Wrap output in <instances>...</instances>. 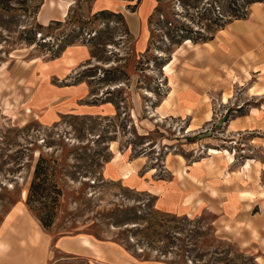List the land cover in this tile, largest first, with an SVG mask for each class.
<instances>
[{
	"label": "rangeland",
	"instance_id": "1",
	"mask_svg": "<svg viewBox=\"0 0 264 264\" xmlns=\"http://www.w3.org/2000/svg\"><path fill=\"white\" fill-rule=\"evenodd\" d=\"M97 1L0 0V239L13 240L8 250L0 241V261H12L13 252L30 264L26 233L17 231L28 228L29 216L49 215L53 225L45 230L54 239L90 235L143 264H264L242 227L209 211H159L153 195L127 187L109 164L113 157L137 160L140 175L145 162L156 180L169 179L175 160L187 162L180 156L204 154L205 140L233 147L234 156L223 151L231 162L249 157V141L262 144L264 132L225 129L252 107L264 116V97L248 94L252 86L249 92L264 89V11L254 19L251 5L238 35L231 15L245 0H156L141 49L124 17L101 15ZM48 7L61 25L39 23ZM222 29L232 35L229 43L244 44L242 52L221 53ZM197 85L205 88L211 120L199 119L201 128L192 132L197 125L166 117L175 114L177 89ZM182 95L188 91L178 93L180 109ZM183 100L191 113V101ZM133 171L124 166V177ZM35 180L37 195L29 201ZM51 264L96 263L56 253Z\"/></svg>",
	"mask_w": 264,
	"mask_h": 264
},
{
	"label": "crops",
	"instance_id": "2",
	"mask_svg": "<svg viewBox=\"0 0 264 264\" xmlns=\"http://www.w3.org/2000/svg\"><path fill=\"white\" fill-rule=\"evenodd\" d=\"M49 1L51 0H47V2ZM97 4L100 5L97 10H107L121 14L126 20L128 31L131 35L137 37L139 47L143 48L142 40L145 42L148 39L147 36L150 34L149 20L158 5L156 0H98ZM252 6L254 7V19L260 17L262 11H264V4L256 3ZM45 11V13L41 11L38 17L41 25L46 27L52 21H63L60 15L55 14L50 7ZM247 22V19L236 20L235 23L237 24H233V31L238 35L242 34L241 29L246 28ZM254 24L255 22H253ZM220 32L224 40L221 43V48H219L221 53L225 55V52L229 49L237 52L243 51L244 44L229 43L228 40L232 39L230 32L226 29H222ZM253 73H261V70H254ZM166 79L169 82L168 75H166ZM206 83L211 88L216 84L212 78L207 80ZM239 86L245 85L239 84ZM200 87L202 86L197 85L177 89L175 114H170L166 118L182 119V121L186 119L187 128L191 125H197V128L192 132L200 129L202 123H208L211 118L205 117L207 115L206 102L203 100L205 88ZM252 87L248 89L250 97H264V95L252 96L249 92ZM172 88L170 86V93ZM186 90L188 95H182V109H180L177 105V101L179 103L177 96L178 93ZM183 99L191 101V113L186 112L188 107L185 106ZM254 109L257 110V114L253 112ZM262 111L263 109L252 107L245 117L231 120L225 129V134L235 135L239 132L249 131L264 132ZM197 113L200 116L194 117L193 115ZM199 119H203L201 124H198ZM232 124L238 128L232 129ZM208 141L211 140H205L207 148L199 159H190L191 154L188 157L180 156L187 161L185 164L180 160H175L174 169L167 170L170 174L169 179L156 180L155 173L152 172L154 169L147 168L145 162H143V175L139 174L141 167L137 160L124 163L122 160L113 157L109 164L115 170L117 178L122 180L127 187L153 195L159 211L186 216L194 215L199 211H209L219 216L220 220L231 222L237 228L242 227L241 234L246 239L249 238L248 245L257 247L256 259H264V138L262 144L255 143V139L249 141L250 144L247 146V150H250L252 154L240 164L237 162L236 157L234 162H231L228 156L223 153L224 150H228L234 156L232 154L233 147L223 146L217 147L220 148L217 149L213 148V144ZM212 149L219 150L220 153L212 154L209 151ZM248 162H250V166L246 169ZM257 164L260 165L259 168L256 166ZM126 165H130L134 169L129 179H126L123 174V167ZM210 193L219 195V198ZM20 212L25 211L21 210ZM29 217L27 221L28 228L23 227L17 231V234L24 235L26 233L30 264H51V259L56 253L80 258L86 257L96 264H143V262L138 261L125 251L122 246L114 242L100 241L90 235L59 236L54 239L53 235L45 230L38 219L33 216ZM8 231L9 229L5 232ZM11 233L16 235L14 231ZM254 233H257L259 237H255L256 234ZM84 237L86 243L83 240ZM11 239H8V235L4 239H0L5 245V250L12 247L13 240ZM20 247H22L21 244ZM22 257L20 253L18 256L13 257L12 252L10 257L12 261H0V264H23ZM18 258L19 260H17ZM14 259L16 260L14 261Z\"/></svg>",
	"mask_w": 264,
	"mask_h": 264
},
{
	"label": "trees",
	"instance_id": "3",
	"mask_svg": "<svg viewBox=\"0 0 264 264\" xmlns=\"http://www.w3.org/2000/svg\"><path fill=\"white\" fill-rule=\"evenodd\" d=\"M262 1L260 0H245L243 2L242 5H240L238 8H236L235 10H233V14L231 15L232 17L236 18L237 20H242V19H246L247 15H248V8L256 3H260ZM101 15H105L106 12L105 11H101L100 12ZM115 15V14H114ZM51 24H56V25H61V22L59 21H52L49 25V27L51 26ZM222 26V25H221ZM40 28H42L43 26H39ZM200 35H203L202 32H198ZM203 40H209L212 39V37H208V36H203L202 37ZM201 38V39H202ZM190 39V38H187ZM189 41V40H186ZM39 174H40V166L39 168L36 170V177L35 179L39 178ZM37 186H39V184L36 182V180L34 181L31 191H30V196H29V201L32 200V198H34V194L37 195ZM39 220L41 221V224L43 225L44 228H50L53 225V220L51 218V216L47 215V216H40Z\"/></svg>",
	"mask_w": 264,
	"mask_h": 264
},
{
	"label": "bare ground",
	"instance_id": "4",
	"mask_svg": "<svg viewBox=\"0 0 264 264\" xmlns=\"http://www.w3.org/2000/svg\"><path fill=\"white\" fill-rule=\"evenodd\" d=\"M258 4V3H257ZM257 92V93H256ZM264 93V89H262V90H259V91H254V90H251V92H250V94L252 95V96H260V95H262ZM227 98H225V100H224V102L225 103H227ZM211 153L213 154V153H216V151L215 150H211ZM129 174H127L126 176H128Z\"/></svg>",
	"mask_w": 264,
	"mask_h": 264
}]
</instances>
